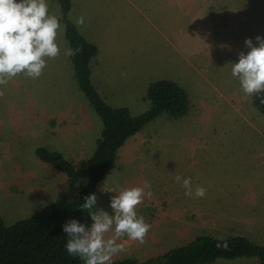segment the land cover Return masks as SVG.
<instances>
[{"label": "rangeland", "instance_id": "obj_1", "mask_svg": "<svg viewBox=\"0 0 264 264\" xmlns=\"http://www.w3.org/2000/svg\"><path fill=\"white\" fill-rule=\"evenodd\" d=\"M71 2L68 17L74 23L84 17L78 28L89 42L123 44V57L97 73L108 105L139 116L150 108L149 85L159 80L178 83L191 102L184 118L163 115L129 140L96 189L97 210L110 215V199L117 193L100 191L105 184L118 191L147 181L153 197H145L142 206L159 204L150 211L137 207L151 225L146 242L121 237L123 251L112 262L147 259L204 235L245 236L264 245V113L255 104L257 94L243 93L230 64L250 51L246 39L258 46L256 37H264V0ZM47 4L60 21V55L46 58L39 78L20 74L0 86L5 93L0 97V216L7 225L75 197L77 185L72 188L65 174L43 163L37 148L60 152L80 165L94 155L103 130L78 87L71 56L64 54L69 46L61 6L56 0ZM178 175L190 177L193 190L203 186L205 197L186 196ZM153 231H160L155 248L149 238Z\"/></svg>", "mask_w": 264, "mask_h": 264}, {"label": "trees", "instance_id": "obj_2", "mask_svg": "<svg viewBox=\"0 0 264 264\" xmlns=\"http://www.w3.org/2000/svg\"><path fill=\"white\" fill-rule=\"evenodd\" d=\"M56 1L62 9L61 21L65 26L66 41L75 52L71 56L75 79L89 105L100 117L103 130L94 155L80 165H74L60 152L44 147L36 149L35 153L43 163L65 174L72 188L77 185L74 188L75 197L69 203H53L36 216L11 225H7L0 216V264H84L78 256L67 253L69 237L64 233L63 225L75 219L90 226L92 221L88 210L81 209L80 205L115 169L117 154L129 140L163 115L179 120L190 111L187 91L171 80H159L149 85L146 98L150 108L139 116H133L126 107L108 105L92 79V62L98 56V47L89 42L69 19L71 0ZM262 100L264 93L257 94L255 104L264 113ZM82 176L86 177L85 183L81 182ZM241 259H256L259 264H264V245L245 236L218 239L204 235L143 262L127 258L112 264H216L218 260Z\"/></svg>", "mask_w": 264, "mask_h": 264}, {"label": "clouds", "instance_id": "obj_3", "mask_svg": "<svg viewBox=\"0 0 264 264\" xmlns=\"http://www.w3.org/2000/svg\"><path fill=\"white\" fill-rule=\"evenodd\" d=\"M84 22L83 16L75 20L77 27H82ZM60 27L59 19L49 12L47 0H0V86H7L20 74L39 78L47 66L46 58L54 59L60 55L57 42ZM256 40L258 46L252 39H246L250 51L247 54L240 52L239 61L230 63L232 75L239 80L241 90L247 96L264 93V37L257 36ZM64 54L70 57L75 52L66 48ZM122 75L126 76V73ZM4 94L0 90V97ZM176 181L182 182L186 196L205 197L206 189L197 186L193 190L190 177L178 175ZM100 191L117 193L110 199L114 215L95 208L97 196L93 193L80 205L81 209L88 210L90 226L75 219L63 225V231L69 237L67 253L78 256L84 264H112L113 257L123 251V244L118 243L121 237L126 235L129 240L143 244L151 229L136 211L145 197L149 200L153 197L149 182L145 181L143 187L120 188L118 191L105 184Z\"/></svg>", "mask_w": 264, "mask_h": 264}, {"label": "crops", "instance_id": "obj_4", "mask_svg": "<svg viewBox=\"0 0 264 264\" xmlns=\"http://www.w3.org/2000/svg\"><path fill=\"white\" fill-rule=\"evenodd\" d=\"M96 46L98 47L99 54L95 58L98 62L97 63L96 62L95 63L92 62V79H93V83H94L95 87L97 88L98 92L100 93V85H98V74H97L98 73V69L100 67L105 66L106 64H112V65L116 64L119 61V58L123 57V48H122L123 44H118L115 41V39H114V41L111 42V43H109L108 40H106L105 42L101 43L100 45H96ZM117 47H121L119 49V51H118ZM93 69L95 70L96 73L94 72ZM117 157H118V154H117ZM157 196H159L158 198L164 197V195H162L160 193H158ZM158 205L159 204L154 205V206H142V204H141V205H139L138 209H139V211H140V209L142 211L145 208V210L150 211L152 208H158ZM138 209H137V211H138ZM159 232L160 231H156V232L153 231V234H151V236L149 237L153 241L152 243H154L153 244V248H155V244H156V234L159 235ZM125 239L129 240L128 237H126ZM134 244H136V241H134ZM168 250H170V249H168ZM165 252L166 251L162 252L161 254H163ZM131 258H133V257H131ZM149 258L150 257H148L147 259H149ZM134 259H136V260H138L140 262H143V261L147 260V259L139 260L137 258H134Z\"/></svg>", "mask_w": 264, "mask_h": 264}]
</instances>
